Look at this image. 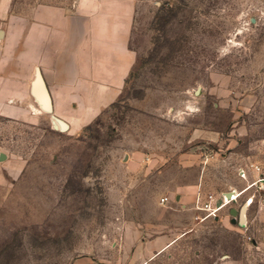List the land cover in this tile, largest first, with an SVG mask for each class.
Returning <instances> with one entry per match:
<instances>
[{"label": "rangeland", "instance_id": "obj_1", "mask_svg": "<svg viewBox=\"0 0 264 264\" xmlns=\"http://www.w3.org/2000/svg\"><path fill=\"white\" fill-rule=\"evenodd\" d=\"M132 2L136 62L120 98L79 135L53 113L0 116V151L22 166L0 182V264L86 255L109 264H264L263 190L239 195L217 217L196 202L199 194L220 202L247 187L251 163L264 167V0ZM196 189L191 214L175 217L187 206L177 197L191 200Z\"/></svg>", "mask_w": 264, "mask_h": 264}, {"label": "crops", "instance_id": "obj_2", "mask_svg": "<svg viewBox=\"0 0 264 264\" xmlns=\"http://www.w3.org/2000/svg\"><path fill=\"white\" fill-rule=\"evenodd\" d=\"M134 12L132 0L35 5L0 0V116L24 121L53 113L52 118L66 123L65 130L79 135L120 98L130 77L137 58L130 46ZM38 71L52 112L33 92ZM21 168L18 160L12 162L0 151V182ZM197 192L191 200L177 197L187 206L175 217L191 214L188 203L192 205ZM71 264L109 263L86 255Z\"/></svg>", "mask_w": 264, "mask_h": 264}, {"label": "built area", "instance_id": "obj_3", "mask_svg": "<svg viewBox=\"0 0 264 264\" xmlns=\"http://www.w3.org/2000/svg\"><path fill=\"white\" fill-rule=\"evenodd\" d=\"M249 170L253 172L255 175L253 179L248 180V170L246 168L240 169V176L246 180H248L249 184L244 189L240 190V195H243L250 189L255 188L256 191L259 189L264 191V167H262L260 164L257 163H251L249 166ZM235 191V190H234ZM234 191L229 193H223L221 200H217V198L213 194H209L206 198V200H202L201 194L197 196V209L201 211H207L206 216H213L217 217L218 212L226 207L229 203L232 201H236L237 199H234ZM256 191L255 193L250 194L246 200V206L251 205L255 201L256 197ZM169 197L165 196L162 198V202H168Z\"/></svg>", "mask_w": 264, "mask_h": 264}, {"label": "water", "instance_id": "obj_4", "mask_svg": "<svg viewBox=\"0 0 264 264\" xmlns=\"http://www.w3.org/2000/svg\"><path fill=\"white\" fill-rule=\"evenodd\" d=\"M33 92L43 102L44 109L47 112H52V106H51V102H50L49 92L46 88L43 77L39 71L37 72V75H36V80L34 82ZM53 121H54V124H56V123L59 124L62 127V129H66L67 125L62 120L53 118ZM243 213H244V210H242V214Z\"/></svg>", "mask_w": 264, "mask_h": 264}, {"label": "bare ground", "instance_id": "obj_5", "mask_svg": "<svg viewBox=\"0 0 264 264\" xmlns=\"http://www.w3.org/2000/svg\"><path fill=\"white\" fill-rule=\"evenodd\" d=\"M239 195H240V192H236V193L234 194V199L237 198Z\"/></svg>", "mask_w": 264, "mask_h": 264}]
</instances>
